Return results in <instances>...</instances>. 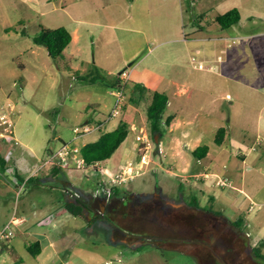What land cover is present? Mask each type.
Instances as JSON below:
<instances>
[{
  "label": "rangeland",
  "instance_id": "1",
  "mask_svg": "<svg viewBox=\"0 0 264 264\" xmlns=\"http://www.w3.org/2000/svg\"><path fill=\"white\" fill-rule=\"evenodd\" d=\"M214 4L181 0L183 9L176 18L171 0H0V113L7 101L14 102L16 111L11 135L0 137L9 165L0 173V228L14 214L26 216L30 227L25 232V226H12L14 235L4 252L10 262L22 256V264H199L196 252L138 240L133 238L137 231L125 229L132 234L129 241L115 242L107 220L91 225L86 215L74 216L64 207L69 198L58 178L75 187L72 193L80 188L93 197L99 189L98 195H104L101 182L110 184L102 169L116 173L129 161L142 173L123 182L120 195L159 194L177 205L196 198L202 207L229 220L241 218L242 229L251 232V244L256 242L253 246L264 258V206L250 209L252 200L264 203V145L243 161L231 154L230 142L232 137L253 139L258 134V113L251 106L256 101L239 99L236 86L264 81V2L254 22L244 20L231 28L216 22ZM43 26H65L75 35L64 58H52L47 46L34 42ZM124 69L131 70L125 109L103 130L115 129L121 120L137 129L113 155L96 167L64 168L58 176L48 173L50 165L39 167V183L19 181L16 167L26 173L48 145L57 148L74 141L83 146L99 138L102 132L93 131L74 140L73 129L86 123L93 112L90 104L105 105L96 106L91 122L106 119L115 101L111 84ZM134 84L149 88L141 91ZM156 90L167 93L169 105L160 122L161 134L154 135L147 109ZM243 103L250 104L249 112ZM171 114L176 115L173 127L166 122ZM222 124L230 135L218 145L214 138ZM3 128L0 125V131ZM160 137L162 153L156 152ZM133 140L135 150L127 152ZM204 144L211 152L198 160L193 151ZM215 160L218 165L212 170L231 179L235 188L220 187L214 176H202ZM38 202L44 205L33 219V204ZM52 210L58 217L48 219ZM34 232L48 235L56 253L48 247L32 255L25 242H32Z\"/></svg>",
  "mask_w": 264,
  "mask_h": 264
},
{
  "label": "trees",
  "instance_id": "2",
  "mask_svg": "<svg viewBox=\"0 0 264 264\" xmlns=\"http://www.w3.org/2000/svg\"><path fill=\"white\" fill-rule=\"evenodd\" d=\"M241 14L238 8H232L225 13H220L216 17V22L222 28H229L239 22ZM10 29V28H9ZM8 29V30H9ZM72 33L65 26L56 28L42 27L40 33L34 37V42L47 46L50 56L54 59L64 58V50L72 42ZM71 69V68H70ZM116 84V83H115ZM141 91L146 90V87H139ZM152 101L148 106L147 114L153 122L154 135L161 134L160 122L163 118V112L169 103V96L164 91L156 90L152 93ZM172 116L167 118L169 125ZM97 121H101L100 119ZM131 125L126 120H121L118 126L113 130H101V135L95 141L87 142L82 146L81 153L89 165L97 166L98 163L109 159L113 153L121 146L127 139ZM227 129L220 127L217 131L215 142L222 144L226 135ZM159 141L156 152H159ZM210 150L208 144L199 145L194 149L193 153L198 159L206 157ZM8 159L2 153L0 145V173L8 169ZM63 168L54 165L53 174L57 175ZM40 170L28 178V182H40L38 174ZM17 177L19 175L16 171ZM103 183V182H101ZM79 195H76L73 200L66 203V209L75 216L84 217V210L86 205L83 196L85 193L78 189ZM112 195L122 194V189L119 185L112 187ZM149 197V196H144ZM137 214L134 216L129 215L119 220L120 225L129 231H137L141 236L146 239H152L160 247L175 246L185 251L196 252V257L200 264H205L207 261L206 250L200 243L203 232L212 227L216 220L226 221L231 229L235 232L242 231L241 218L232 221L223 217L221 213H216L212 209L202 207L198 200L194 198L190 204H182L173 206L166 204L162 199L156 198H140L138 205H136ZM87 220V219H86ZM96 219L88 221L90 224L94 223ZM138 226H141L140 229ZM136 227V228H135ZM138 235H133L134 237ZM133 242V241H132ZM27 250L34 256L41 253L44 244L42 241L37 240L29 242L26 245ZM187 247L188 249H185ZM255 259H263L262 253L257 246L252 247L250 257Z\"/></svg>",
  "mask_w": 264,
  "mask_h": 264
},
{
  "label": "crops",
  "instance_id": "3",
  "mask_svg": "<svg viewBox=\"0 0 264 264\" xmlns=\"http://www.w3.org/2000/svg\"><path fill=\"white\" fill-rule=\"evenodd\" d=\"M171 1L175 5L176 18H178V15L180 14L179 12H182V9H183L182 6H181V0H171ZM214 2H215V4H214L213 9H214V11L216 13L215 20H216V17L218 16V14L225 13L228 10L236 7V8L239 9L240 14H241V18H240L239 22L236 23V24L242 25L244 23V20H249L251 22H254L255 17H257V14L261 11V8H260L259 4H262V2H264V0H214ZM199 22H201V21L199 20ZM261 22L263 23V20H261ZM233 26H231V27H233ZM231 27H229V28H231ZM72 36H73V38H72V41H73L76 37H75V35H73V33H72ZM221 37L224 38V36H221ZM241 37L244 38V37H247V35L246 36H241ZM177 39L181 40V37H178ZM126 61H128V59ZM71 68H73V67H71ZM263 75H264V71H263ZM118 79H119V76L116 77L115 81L111 84V85H113V87H114V85H115V83L117 82ZM141 86L146 87V89L149 88L148 86H146L144 84H141V85L140 84H134L133 88L139 89V87H141ZM236 87H237L236 88V91H237L236 95L239 96V99L242 98L243 100H247V101H249V100L256 101V103L252 102L253 105H251V106L256 108V109L253 108V110H255L258 113L257 114L258 118L255 119V121L257 122L256 125H257L258 134L253 139L249 138V137H246V136H242L241 138H237V139L232 137L231 141H230L231 145H232L231 154L243 159V161H246L253 154H255L254 152L257 151L260 146L264 145V81H262V83H260V84L242 82L241 84L237 85ZM112 88H111V90H112ZM182 89L183 90H187V87L182 88ZM228 95L230 96V94H228ZM243 104H244L243 108L246 109V113L249 112L252 107L247 106L246 104H248V103H243ZM97 105L100 108L105 107L104 104H100V103L99 104H94V105L90 104L89 107H91V110H93V112L90 113V116L88 117L86 122H91L90 119H92V118L94 119V114H95V112H96V110L98 108V107L96 108ZM168 105H169V103H168ZM248 105H250V104H248ZM246 113H245V111H243L242 114L246 115ZM170 116H172V120H171L169 126L173 127L176 124V120H175L176 119V115L175 114H171ZM220 127H225L227 129V132H226V135H225V138H224V141H225V139L230 135L229 129L225 125L222 124V125L218 126L217 131H218V129ZM243 131L247 132V129L243 128ZM142 132H143V130H142ZM215 138H216V136H215ZM224 141H223V143H224ZM161 142H162V139H161V141L159 143V152L160 153L165 152L163 147L161 146ZM222 144H218V145H222ZM130 145H131L132 149L129 146H127L126 147V151L127 152H129L131 150L132 151L135 150V146H136L135 140H133ZM57 148H53L52 146L48 145L45 148V152L43 153L41 158H37V156L35 155L37 163L34 162L31 166H29V168H27V170H26L27 171L26 173L22 172V170H20V168L17 166L16 169H17L19 175L21 176V178L18 177V180L21 181L22 183H24L25 181H28V178L31 177L34 173H36L39 170L38 169L39 167H45L47 165H50V167H51V170L48 171V173L50 172V173L53 174L52 170L54 168V165L53 164H46V165L43 166V161L46 159L47 155L49 154V152L51 150H55ZM221 151H222V149L217 152V156L218 155L220 156ZM210 152H211V147H210V150H209L208 154ZM239 152H242V153L239 154ZM208 154L206 155V157L208 156ZM146 160L151 161V158L149 157V155L146 156ZM198 160H202V159H198ZM217 165H218V161L217 160L212 161L211 165L208 166V170H207V172L209 173V177H205L204 176V174L206 172L203 173L202 176H204V178H210L211 176H214V174H219L217 171H213L212 170V167L216 168ZM204 168L206 169V167H204ZM40 171H41V169H40ZM58 175L59 174H57L55 176H58ZM57 182H58V185L61 186V188L63 189V191L67 194V196L69 198V200H67L66 203L68 201H70V200H73L75 196L72 194L71 191H73V189H75V187L69 181L61 179V178H58ZM76 189H77L76 192H78V189H80V188H76ZM82 191L85 193L86 190H82ZM245 193L247 194V192H245ZM84 197L86 198V195L83 196V199H85ZM66 203L64 204V207H66L65 206ZM33 205H34V208L31 211V217L33 219H35L39 215V211L37 209L38 206H40V208H42L43 205H44V202H42V203L38 202L37 204L35 203ZM84 213L86 215V211L85 210H84ZM21 217H24L26 220H25L24 223H22V224H20L18 226H21V227L25 226L24 227V231L27 232L30 229L29 226L28 227L26 226V224L28 222V219H27L26 216H21ZM48 217L52 218V219L53 218H57L58 214H57V212L55 210H52V211H50L49 215H47V218ZM85 219H87V221H91L87 217ZM42 221H44V220H40V222H42ZM94 224H95V222H94ZM94 224L91 223V225H94ZM243 232H245L247 234L248 241L251 243L252 242V240L250 239L251 235H252L251 232L250 231H244V230H243ZM32 235H33L32 237H34L32 242L40 240L44 244V247H43L41 253H39L37 256L43 254L47 250L48 247H52L54 249V252L56 253V250H55L56 244L54 243V241L52 239H49L48 235L42 234V233H36V232L32 233ZM117 236L121 237L120 235H117ZM113 241H115V242H119V241L120 242L121 241L122 242H127L126 240H119V238L116 239V240L113 239ZM10 243L11 242L8 239V241L3 243L2 246L0 247V256L2 257L1 261H0V264H22L24 262V258H22V256L16 258L15 262H10L8 260V257H7V255L4 252L8 248ZM255 243L256 242H254L253 245H255ZM25 244L27 245L26 242H25ZM13 247L14 246H12V248ZM50 254H52V252H50ZM199 264H200V262H199Z\"/></svg>",
  "mask_w": 264,
  "mask_h": 264
},
{
  "label": "built area",
  "instance_id": "4",
  "mask_svg": "<svg viewBox=\"0 0 264 264\" xmlns=\"http://www.w3.org/2000/svg\"><path fill=\"white\" fill-rule=\"evenodd\" d=\"M236 40L237 37L233 38L232 42H235ZM232 42H230V46L233 44ZM130 76L131 70L128 69H125L120 73L119 79L111 90L112 95L115 97V101L111 109L108 111L106 119L104 121L101 120L95 122H86L84 124L77 125L73 129L75 133L74 140L93 131H101L106 126V123L108 121L119 117L123 113L127 103V87L130 82ZM15 112L16 111L14 102L7 101L3 103V110L0 113V125L4 126L3 130L0 131L1 138H6L11 135L10 132L13 126V115L15 114ZM132 129L133 131H135L137 129V126L133 125ZM137 138L142 137L138 135ZM81 150L82 146L78 145L74 141H64L57 149L51 150L49 152L46 159L43 161V166L46 164H53L58 165L63 169H68L71 167L75 169H84L87 166L95 167L94 165H89L86 162V159L82 155ZM148 162L149 160H147L145 163ZM145 163H143V165ZM102 172L109 177L110 184L109 186L107 183L108 181H103L101 185V190L104 195H110L112 193V187L114 185L120 186L123 182H127L133 179L137 174L142 173L140 168H136V165L132 161H129L124 167H122V170H120L119 172L112 173V171L107 167L103 168ZM204 176L209 177V173H205ZM214 176L216 178V185L220 187L235 188L233 181L228 177L221 176L220 174H214ZM96 190L97 191L94 196L98 195L97 192H99V189ZM72 194L74 196L79 195L78 192H73ZM256 206L258 208H261L262 206H264V203H258L252 200L250 209L253 210ZM25 220L26 219L24 217H17L14 214L11 219L0 228V243H4L6 240H8L14 235V231L12 228L13 225L18 226L24 223Z\"/></svg>",
  "mask_w": 264,
  "mask_h": 264
},
{
  "label": "flooded vegetation",
  "instance_id": "5",
  "mask_svg": "<svg viewBox=\"0 0 264 264\" xmlns=\"http://www.w3.org/2000/svg\"><path fill=\"white\" fill-rule=\"evenodd\" d=\"M140 198L162 199L166 204L179 206L159 194L149 197L128 192L123 195L110 194L93 197L86 195L84 199L86 217L90 220L95 218L96 221L107 220L111 229V237L114 240L119 238V240L128 242V237L132 234L122 228L119 220L129 215L135 216L137 214L136 205H138ZM135 235H138V240H144L141 234ZM201 237L200 243L206 250L207 261L205 264H264V258L259 260L253 256L250 257L254 246L248 241L247 234L243 230L239 232L233 231L226 221L216 220L212 227L203 232Z\"/></svg>",
  "mask_w": 264,
  "mask_h": 264
},
{
  "label": "water",
  "instance_id": "6",
  "mask_svg": "<svg viewBox=\"0 0 264 264\" xmlns=\"http://www.w3.org/2000/svg\"><path fill=\"white\" fill-rule=\"evenodd\" d=\"M124 70H125V69H124ZM122 71H123V70H122ZM122 71H121V72H122ZM121 72H120V73H121ZM157 140H158V139H157ZM147 240H150V239H147Z\"/></svg>",
  "mask_w": 264,
  "mask_h": 264
}]
</instances>
